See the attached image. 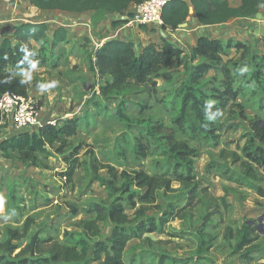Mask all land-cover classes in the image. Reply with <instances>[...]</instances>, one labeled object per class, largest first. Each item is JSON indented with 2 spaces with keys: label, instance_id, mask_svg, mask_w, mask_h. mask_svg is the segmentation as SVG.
<instances>
[{
  "label": "rangeland",
  "instance_id": "obj_1",
  "mask_svg": "<svg viewBox=\"0 0 264 264\" xmlns=\"http://www.w3.org/2000/svg\"><path fill=\"white\" fill-rule=\"evenodd\" d=\"M228 1L234 7L240 5V0ZM23 9L21 0H2L0 28L9 26L8 29L10 25L23 23V19L28 18L23 15L25 13L22 14ZM130 10H135V7L133 6ZM25 12L29 16L28 21L48 25L49 38L56 29L65 27L66 24L76 23L81 26L77 29L78 32L73 37L71 36L70 50L66 49L69 43L62 44L65 47L63 49H60L61 45L58 47L62 59L56 69L35 68L23 77V80L30 86L29 97L36 101L42 109L41 115L50 113L55 120H58L56 124L68 118L80 117L82 119L81 130L69 139V146L72 150L80 148L78 158L81 165L74 176V183L67 185L66 180H62L59 176L68 169L64 162L65 155L57 153L59 145L49 147L50 156L43 161L45 168L27 166L17 159H8L0 152V242L5 243L9 240V229L20 233L27 232L25 238L13 242L18 247L16 254L29 245L34 235H39L43 239L53 237L63 242L66 232L81 233L77 225L89 218L87 215L89 205L109 204L108 191L95 178L96 175L91 169L93 159L116 167L120 174L123 171L132 173L144 169L150 175L161 176L162 164L160 162L167 161L161 149H158L159 143L165 146L164 133L158 135L159 143L151 140V148L157 150L156 154L143 161L140 168L136 167V161L132 156L134 140L140 137L145 131L144 128L150 124H165L168 128L174 126L176 129L175 120L180 116L182 97L185 96L186 89L184 82L187 80L185 62H182L171 69L176 75L173 80L166 81L164 78L157 80L156 93L148 86L130 85L106 99L100 93L104 86L103 80H99L90 69L89 57L96 47L90 45L91 40L86 37L81 39L78 37L80 34H86L85 24L88 20H93L95 12L86 14L61 11L38 12L29 10V8ZM259 13L261 14L260 19L251 17L231 20L223 25L204 28L200 30L199 35L220 39L224 42L247 43L255 48L256 54L264 57V44L261 42L264 35V7ZM126 18L125 13L106 14L99 19L100 21L95 20L91 29L96 31L98 28L99 37L102 34L112 35L114 30L108 22L113 23V21ZM190 18H188L189 22H191ZM160 30L164 32L163 29ZM175 34L176 38L164 40H168L181 48L185 55H189L194 39H189L190 34L183 31H176ZM136 39L137 37L131 40ZM134 43L136 48H139L143 42L137 39ZM224 60L243 61V66L239 71L243 76L249 70L244 65L242 54L236 49L230 50L228 55L224 56ZM198 63L199 60H196L193 65ZM259 69L261 87L255 84L253 79L247 82L250 80L249 74L244 78H240L239 73L236 74V79L240 78L236 82V87L242 91L241 98L236 104L243 106L244 114L249 121H244L240 117L242 110L233 108V104L232 107L229 105L228 113L220 119V129L216 138L205 137L199 131L196 125L199 121L191 110L193 118H190L195 121V124L187 125L185 131L176 129L177 141L187 143L197 150V157L191 158L197 186L184 185L176 179V176L169 177L172 182L171 191L166 192L164 185H161L164 189L158 192L159 210H149L144 215L154 218L157 224H161L162 221L165 223L161 228L158 227L156 232L145 233L140 238L129 242L125 251L127 264H175L172 260H176L178 264H246L233 255L232 246L235 241L227 238L226 231L232 226H235L232 227L234 229L240 228L247 220H255L259 226L258 220L264 216V198H261L255 189L256 185H262V183L259 180L245 181L240 175L241 163L232 161L233 153H238L243 157V149L249 141L250 124L255 120L264 123V109L262 111L264 61ZM213 75L214 72H211L210 77ZM53 81L57 82L56 87L43 92L38 89V84H48ZM204 84L208 86L210 83L204 82L202 85ZM196 92L200 97L201 92ZM121 107L123 116L127 120L119 114ZM11 130H14L11 123L6 118H2L0 143L7 139ZM72 150L66 156L71 155ZM222 152H224L223 158H221ZM180 172L186 174V169L183 167ZM99 175L106 177L107 171H101ZM257 178H263V169H259ZM121 183L122 179L119 177V184ZM194 190L195 193L189 197L190 192ZM134 192L140 194V191H135V189ZM123 196L126 198L127 195ZM192 196H194L193 202L190 201ZM124 205L126 214L134 224H138L139 220L136 219L135 213L139 207L130 208L126 200ZM182 207L184 209L180 211ZM74 208L77 209L76 213H74ZM209 210L210 212L220 211V213L223 211L224 215L220 216L221 218L213 217V227L217 224L219 227H212L204 233L206 235L204 239L208 242L206 255L209 261L197 262L200 243L193 231L204 220L201 217L205 216ZM253 211L261 213L263 211V215L257 218ZM167 212L171 215L168 214L165 218L164 213ZM144 218V216L140 217V221ZM30 220H33V223L26 231ZM100 228L102 238H106L110 233L109 225L101 223ZM261 228L258 227L263 231V224ZM257 244L262 246L263 242L260 241ZM162 256L168 258L164 263ZM250 264H264V259Z\"/></svg>",
  "mask_w": 264,
  "mask_h": 264
},
{
  "label": "trees",
  "instance_id": "obj_2",
  "mask_svg": "<svg viewBox=\"0 0 264 264\" xmlns=\"http://www.w3.org/2000/svg\"><path fill=\"white\" fill-rule=\"evenodd\" d=\"M146 1L149 0H27L28 5L42 12L86 14L105 10L109 15L125 13L126 16L134 12V10L129 11L130 8ZM262 7L264 0H240L238 7L232 6L228 0H173L163 11L162 27L152 25H139V27L143 29L151 26L155 31L162 28L165 32H175L188 21L191 11L201 25L213 27L231 20L256 17ZM130 22L133 21L126 18L114 21L112 25L116 28ZM13 39L14 42L10 37H0V99L7 92L28 97L30 86L23 80V76L34 69L33 65L56 69L62 59V54L57 48L69 43V30L65 27L56 29L50 40L46 23H22L15 27ZM261 42L264 44V35ZM232 49L242 54L244 65L249 69L244 74L245 76L249 74L250 80L247 82L253 79L255 84L261 87L259 68L264 57L256 54L255 48L243 42H224L220 39L201 37L191 53L185 55L181 48L164 39L160 46L150 43L143 48L141 46L136 48V44L131 39H113L101 47H96L90 54L89 61L92 72L99 80H103L104 86L100 93L106 99L130 85L148 86L156 93L157 80L162 78L166 81L173 80L176 75L171 69L185 62L184 68L187 73V80L184 82L185 96L182 97L180 116L175 120V127L185 131L187 125L195 124L191 110L199 121V124H196L199 131L205 137L216 138L220 129L219 121L228 113L229 105L232 107L234 104L233 108H240L242 110L240 117L244 121H249L244 114L243 106L236 104L242 94L241 89L236 87V82L245 77L239 73L243 61L224 60V56H227ZM26 52L30 54L26 56ZM196 60H199V63L193 65ZM211 72H214V75L210 77ZM238 73L240 78L236 79ZM204 82H209V87L206 84L202 85ZM206 87L208 89L204 91ZM196 91L201 92L200 97ZM263 109L264 106L262 111ZM122 111L121 107L119 114L126 119ZM81 127L82 119L74 117L42 128L21 132L11 130L7 139L0 143V152L8 159H17L27 166L45 168L43 161L50 156L49 147L59 145L57 153L65 155L64 162L68 168L59 176L70 185L74 183V176L81 164L78 158L80 148L72 150L69 139L76 136ZM144 129V133L134 140L132 156L136 161V167L140 168L143 161L156 154L157 150L151 148V140L159 143L157 137L164 133L165 146L159 143L158 149H161L167 161L160 162L162 164L160 177L150 175L144 169L132 173L123 171L120 174L116 167L93 159L91 169L96 175L95 178L108 191L109 204L89 205L87 209L89 218L77 225L81 233L66 232L63 242L53 237L43 239L39 235H34L29 245L18 254H16L18 247L13 242L25 238L27 232L20 233L9 229V240L5 243L0 242V264H127L125 251L129 242L145 233L156 232L158 227L161 228L165 223L162 221L161 224H157L154 218L146 217L144 214L149 210H159L158 192L164 188L166 192L171 191L172 182L169 177L176 176V179L184 185H196L191 158L197 157V150L187 143L177 141V131L174 126L168 128L165 124H150ZM13 133L18 134L9 137ZM248 135L249 141L243 149V157L233 153L232 161L241 163L240 175L245 181L259 180L262 183L256 185L255 189L257 194L264 198V123L260 120L252 122ZM71 150L72 154L66 156ZM223 154L224 152L221 153V158L224 157ZM183 167L186 169V174L180 172ZM259 169H263L262 179L257 178ZM104 170L107 171L106 177L99 175ZM119 177L122 179L121 185ZM162 184L164 188H161ZM134 189L140 191V194H135ZM194 193L195 190L190 192L189 197ZM123 195H127L126 198ZM125 200L130 208L139 207L135 213L136 219L139 220L138 224H134L126 214ZM193 200L194 196L190 201ZM183 209L184 207L180 208V211ZM76 212L77 209L74 208V213ZM168 214L171 215L170 212L164 213L165 218ZM223 215V211L220 213L209 210L201 217L204 220L194 229L193 232L200 243L197 262L209 261L206 255L208 242L204 239L206 236L204 233L213 227V217ZM143 216L145 218L140 221V217ZM29 223L26 231L30 229L33 220ZM101 223H106L110 227V233L106 238L101 236ZM262 224L263 234L255 220H247L240 228L236 226L239 229H234L232 227L235 226H232L226 231L227 238L235 241L232 246L233 255L243 263L250 264L264 259V216ZM214 227H219V224ZM260 241L263 242L262 246L257 244ZM167 259L166 256H162L163 263ZM172 262L178 264L176 260Z\"/></svg>",
  "mask_w": 264,
  "mask_h": 264
},
{
  "label": "crops",
  "instance_id": "obj_3",
  "mask_svg": "<svg viewBox=\"0 0 264 264\" xmlns=\"http://www.w3.org/2000/svg\"><path fill=\"white\" fill-rule=\"evenodd\" d=\"M21 3L23 4V7H24V9L22 10V14L25 13L23 15L28 17V18L23 19L24 20L23 23H33L31 21H28L29 16H28V14H26L25 10H27L28 8H29V10L32 9V10H35V11H38V12H39V10H36L32 6L28 5L27 0H21ZM0 4H2V0H0ZM11 9H12V6H11L10 10ZM189 18L191 19V22L187 21L190 24V25L188 24L189 27L187 26L188 27L187 28L186 27L187 23H185V24L180 26V28L181 27H183V28L182 29H178L177 32L183 31V32H186L187 34H190L188 38L189 39H191V38L194 39V43L192 45V50H193L194 47H196L199 39L201 38L200 35H199L200 34V30H202L204 28H209V26L201 25L200 22L198 21V19L196 18V16H195L193 11H191ZM35 23H38V22H35ZM94 23H95V20H88L87 23L85 24L87 26V29L85 30L86 34H80V35H78V37H79V39L86 37L87 39L91 40V44L90 45L95 46V47H98V46L101 47L106 42H108L110 40H113V39L123 40V39H135L137 37V39L139 41L143 42L142 45H141V48H143V47L147 46L150 43H155L156 45L160 46L162 44V39H167V38L168 39L169 38L172 39L174 37L176 38V36H174V35H176L175 34L176 31L175 32H171V31H166L165 32L164 31L165 32L164 33L161 30H158V31L154 32V30H152L151 26H148V27H145V28L141 29V27H139V25L136 22L126 23V24H123V25H121L119 27H116V28L113 27L111 22H108V23L111 24L112 29L114 30V33L112 35L102 34L101 37H99L97 35V32L99 31V29L97 28L96 31L91 29L93 27ZM19 24H22V22L18 23V25ZM16 26H17L16 24H13V25H10V28H8V29H7V27H9V26H6L4 28H0V33H1L0 37L1 38L10 37L12 39V41L14 42L13 34L15 32V27ZM65 27H67V29L69 30V35H70L69 36V46L70 47L68 45H66V49L70 50L71 49L70 39H72L73 35L78 32L77 29L79 27H81V26H78L76 23H73V24H66ZM106 27H108V25H106ZM214 27H216V26H214ZM73 31H74V33H73ZM53 34H54V32H53ZM53 34L50 35L51 40L53 38ZM137 39L134 40V41H137ZM63 48H65V47H63V45H61L60 49H63ZM58 49L59 48H57V51L59 52ZM35 68H40V69H43V70H54V69H49V68H46V67H35ZM48 114H50V113H48ZM51 119L55 123L58 122V120L54 119V116H51ZM254 213L257 215V218L260 217L261 215H263V211H262V213L261 212H254Z\"/></svg>",
  "mask_w": 264,
  "mask_h": 264
},
{
  "label": "built area",
  "instance_id": "obj_4",
  "mask_svg": "<svg viewBox=\"0 0 264 264\" xmlns=\"http://www.w3.org/2000/svg\"><path fill=\"white\" fill-rule=\"evenodd\" d=\"M173 0H149L135 7L134 17L129 18L138 25L162 27V14L165 7ZM162 29V28H161ZM0 112L13 126L14 131H26L41 128V123L47 115H41L42 109L32 98L22 97L10 92L0 99ZM51 125L56 123L51 119Z\"/></svg>",
  "mask_w": 264,
  "mask_h": 264
},
{
  "label": "water",
  "instance_id": "obj_5",
  "mask_svg": "<svg viewBox=\"0 0 264 264\" xmlns=\"http://www.w3.org/2000/svg\"><path fill=\"white\" fill-rule=\"evenodd\" d=\"M107 14V12L105 11V10H101V11H98V12H96L95 14H94V16H93V20H99L100 18H103L105 15ZM129 18H133L134 17V15H133V13H130L129 15ZM256 18L257 19H260L261 18V14L260 13H258L257 15H256ZM50 122H51V115L50 114H47V116L43 119V121H42V123H41V128L42 127H45L46 125H49L50 124ZM18 133H13L11 136H9V137H13V136H15V135H17ZM258 222H259V228H261V225H262V223H263V216L261 217V218H259V220H258ZM262 229V228H261ZM261 233L263 234V231H261Z\"/></svg>",
  "mask_w": 264,
  "mask_h": 264
},
{
  "label": "clouds",
  "instance_id": "obj_6",
  "mask_svg": "<svg viewBox=\"0 0 264 264\" xmlns=\"http://www.w3.org/2000/svg\"><path fill=\"white\" fill-rule=\"evenodd\" d=\"M30 53H27L26 52V56L29 55ZM33 68H35V65H33ZM29 79H30V76H29ZM57 85V82L53 81L51 83H48V84H44V83H41V84H38V89L43 92V91H46L47 89L49 88H52V87H56Z\"/></svg>",
  "mask_w": 264,
  "mask_h": 264
}]
</instances>
